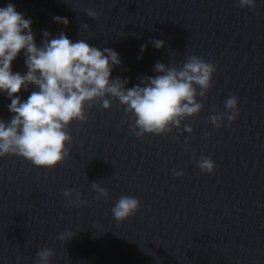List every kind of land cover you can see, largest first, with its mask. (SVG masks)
<instances>
[{"label": "clouds", "instance_id": "9594fccd", "mask_svg": "<svg viewBox=\"0 0 264 264\" xmlns=\"http://www.w3.org/2000/svg\"><path fill=\"white\" fill-rule=\"evenodd\" d=\"M240 8L255 11L256 0H238ZM87 16L98 18L95 9L86 10ZM57 23L65 26L67 18L53 17ZM33 21L18 12L15 5L9 3L0 7V93L11 100L8 110L10 120L0 119V157L18 156L30 161L38 168L53 169L70 156L67 147L73 137L67 131L73 121H87L86 108L93 102L100 103L104 110L112 106L110 96L118 100L127 114H131L134 123L129 125L130 132L137 138L146 134L164 135L173 129L180 130L181 122L188 117L198 115L204 104L197 100L207 98L212 85L216 66L202 57L188 56L181 67H170L157 62L155 76L139 77V83L126 88L127 79H111L115 66L122 61L119 54L110 48L103 50L91 46L86 40L76 42L61 32L55 38L43 31L44 40L37 46L31 25ZM88 28L87 24H83ZM155 48L165 46L164 41H149ZM147 44L141 46L145 51ZM23 51L27 72L13 73L12 62ZM29 85L37 90L31 92L26 101L18 95ZM225 112L209 117L215 128H220L227 119L231 124L239 116L238 97L233 94L225 101ZM183 131L191 134L193 128L187 124ZM178 139V137L176 138ZM190 136L185 139L187 145ZM195 157V151H193ZM202 173L212 174L216 165L211 157L201 156L196 161ZM173 175H184L182 170H173ZM91 187L98 197H108L106 188L93 182ZM63 196L69 205L76 207L88 202L81 199L76 189L63 190ZM74 197V199H73ZM138 198L121 195L111 212L117 222H123L135 215L140 209ZM75 235L65 230L59 237L67 242ZM55 252L45 248L36 253V264H49Z\"/></svg>", "mask_w": 264, "mask_h": 264}]
</instances>
